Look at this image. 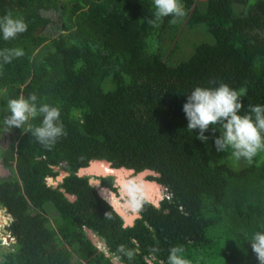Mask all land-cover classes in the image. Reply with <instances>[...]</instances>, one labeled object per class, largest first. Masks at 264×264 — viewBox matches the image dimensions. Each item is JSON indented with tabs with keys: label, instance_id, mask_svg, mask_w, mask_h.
I'll use <instances>...</instances> for the list:
<instances>
[{
	"label": "trees",
	"instance_id": "16d2710c",
	"mask_svg": "<svg viewBox=\"0 0 264 264\" xmlns=\"http://www.w3.org/2000/svg\"><path fill=\"white\" fill-rule=\"evenodd\" d=\"M218 2L221 13L194 18L181 0L186 16L176 24H150L154 0H0V17L11 11L29 25L8 41L0 33V50L24 51L0 68V133L11 141L0 149L11 172L0 177V207L14 237L0 264H168L174 246L190 264H259L250 241L264 232V151L251 163L217 152L219 128L202 142L183 111L196 87L221 82L246 86L241 114L264 105V0ZM40 25L57 30L38 34ZM33 93L61 110L67 134L51 149L27 126L3 124L7 101ZM92 159L151 169L165 193L158 204L143 197L141 216L125 225L77 174ZM96 179L118 193L112 175Z\"/></svg>",
	"mask_w": 264,
	"mask_h": 264
},
{
	"label": "clouds",
	"instance_id": "9594fccd",
	"mask_svg": "<svg viewBox=\"0 0 264 264\" xmlns=\"http://www.w3.org/2000/svg\"><path fill=\"white\" fill-rule=\"evenodd\" d=\"M154 6V19L148 21L150 24L169 16L173 17L170 23L176 24L180 18L186 16L181 0H154ZM28 27L22 16L11 11L0 17V33L5 41L15 39L26 32ZM23 56L24 51L20 48L0 50V68ZM246 94V86L236 90L223 82L212 88L198 86L188 95L183 111L188 120L187 129L191 132L199 129L197 139L207 142L210 137L205 133L211 128L215 136L218 127L220 135L214 139L216 151L225 152L231 148V154L236 159L243 158L251 163L258 153L264 151V105H248V111L241 114L244 109L242 97ZM6 108L8 115L3 120L6 129H24L27 126L28 132L48 149L67 134L61 121L60 108L38 103V96L35 93L27 97L21 95L9 99ZM37 117H42L41 124L33 128L29 121ZM140 191L139 188L128 189L130 201L137 211L145 202ZM109 216L110 212L105 213V218ZM250 243L259 264H264V232H256ZM183 252L184 249L180 246L170 248L168 264H190Z\"/></svg>",
	"mask_w": 264,
	"mask_h": 264
},
{
	"label": "rangeland",
	"instance_id": "374dc122",
	"mask_svg": "<svg viewBox=\"0 0 264 264\" xmlns=\"http://www.w3.org/2000/svg\"><path fill=\"white\" fill-rule=\"evenodd\" d=\"M185 2L191 8L190 16L194 17V18H206L210 14L221 13V11H222L220 9L218 0H185ZM47 15L50 16L51 13H49ZM56 18H57V16H55V20H56ZM55 23H59V22L56 21ZM56 30H57L56 25L54 27H52V25H47V26L40 25L36 29V32L38 34H41V33L45 34L48 32H53V31L55 32ZM194 37L195 36H193L192 34H189V36H187V39L191 41V40H193ZM190 49L191 48L189 46L187 48V50L189 51ZM3 137H4L5 141L7 142V145L9 146L11 143L10 136L7 134ZM5 137H7V138H5ZM228 157L229 156H227V158ZM9 175H11V172L9 170H7V172L4 174L3 177H7ZM60 175L61 174H59L57 177H60ZM150 175L151 174H147L145 176V178L148 180H151L149 178ZM97 176H100V175H90L91 181H96ZM105 176H108V175H105ZM136 177H137V173H135V172L129 173L128 175H126V177H124V179H123L124 181H122L123 186L115 184L114 186L117 188L118 193H115L106 187H101L99 184V186H97L98 190H99V194L102 197H104L105 199H107L112 205L119 207L123 213L127 214L128 216H133L135 214L136 208L133 206V204L130 201V197L128 195V189L130 187H132L134 184L138 183V181H133V182L129 181L130 179L136 178ZM49 179H51V178H48V180ZM51 180H52V182L54 181L53 179H51ZM128 184L130 185V187L127 189ZM104 190H106V191H104ZM164 193H165V187H163V189H161L159 191L160 198H162ZM0 215H1L0 216V239H1V242H2V237H4L5 240L9 241L10 237H9V235H6V234H8L6 231L7 230L6 226H8L10 223V220L8 219V217H10V216L7 213H5V211L3 209H1V207H0ZM91 239L93 240V242L98 247H100L104 244L103 240H101L99 237H97L94 234H93V238H91ZM1 242H0V253L4 252L9 246V245H3V244H1ZM75 260H79V258L75 257ZM83 260H85V259H83ZM119 264H121V263H119Z\"/></svg>",
	"mask_w": 264,
	"mask_h": 264
},
{
	"label": "water",
	"instance_id": "95a60500",
	"mask_svg": "<svg viewBox=\"0 0 264 264\" xmlns=\"http://www.w3.org/2000/svg\"><path fill=\"white\" fill-rule=\"evenodd\" d=\"M0 176L3 177L4 174L7 172V169L5 168V166L1 163L0 161ZM123 171H126L129 173H134L135 170L132 168H128L126 166H120V167H115L113 166V162L108 161L107 159H92L88 166L85 167H81L78 171L77 174L79 176H83V175H100V176H105V175H114L115 176V184L120 185V179L118 178V174L119 173H124ZM137 173V177L136 178H132L129 181L133 182V181H138V183L134 184L132 186V188H139L140 194L147 199L148 201L153 202L154 204H158V201L160 199V195H159V191L161 189H163V185L158 182L157 180H148L145 178V176L147 174H151L154 176H159V173L151 170V169H144L142 171L139 172H135ZM60 177H57L55 182H59L62 180L63 176L67 175L68 173L66 171H61L60 173ZM50 182H52L51 179H49ZM90 183L96 186H99L100 181L98 179H96V181H91L90 178ZM114 184V185H115ZM130 187V185L128 184L127 189ZM110 190V189H109ZM106 191V190H104ZM66 196L70 199V200H74L75 196L74 195H70L68 193H66ZM114 206V205H113ZM115 210L123 217V219L125 220V225H131L133 223V220L140 215L139 211L135 210V214L133 216H128L127 214L123 213L119 207L114 206ZM88 236L90 238H93V234L96 235L91 229L89 228H85ZM97 237H99L98 235H96ZM122 264V263H121Z\"/></svg>",
	"mask_w": 264,
	"mask_h": 264
},
{
	"label": "built area",
	"instance_id": "2783aa9c",
	"mask_svg": "<svg viewBox=\"0 0 264 264\" xmlns=\"http://www.w3.org/2000/svg\"><path fill=\"white\" fill-rule=\"evenodd\" d=\"M2 209V208H1ZM4 211H6L5 209H3ZM10 217H8V219L10 220V222L12 221V217H11V215L10 214H8ZM7 231V233L8 234H6V235H9V237H10V240L9 241H7V240H5V238L4 237H2V242H1V244H3V245H9L10 244V242L12 241H14V237L12 236V234H11V232L10 231H8V230H6ZM1 240V239H0ZM99 248H101V250H104V251H106V249L104 248V247H99ZM107 252V251H106ZM115 262H117V260L115 261Z\"/></svg>",
	"mask_w": 264,
	"mask_h": 264
},
{
	"label": "flooded vegetation",
	"instance_id": "af4514ba",
	"mask_svg": "<svg viewBox=\"0 0 264 264\" xmlns=\"http://www.w3.org/2000/svg\"><path fill=\"white\" fill-rule=\"evenodd\" d=\"M5 135H7L6 133H4V132H1L0 133V149H6L7 147H8V145H7V142L5 141V139H4V137L3 136H5ZM5 138H7V137H5ZM0 161H1V158H0ZM1 163H2V161H1ZM6 168V167H5ZM7 169V168H6ZM8 170V169H7ZM0 173H1V171H0ZM113 177H114V182H115V176L114 175H112ZM1 177V176H0ZM115 184V183H114Z\"/></svg>",
	"mask_w": 264,
	"mask_h": 264
},
{
	"label": "bare ground",
	"instance_id": "6f19581e",
	"mask_svg": "<svg viewBox=\"0 0 264 264\" xmlns=\"http://www.w3.org/2000/svg\"><path fill=\"white\" fill-rule=\"evenodd\" d=\"M124 173H119L118 174V178L120 179L119 181H120V184L123 186V182L122 181H124L123 179H124V177H126V175H128V172H126V171H123ZM1 216V215H0Z\"/></svg>",
	"mask_w": 264,
	"mask_h": 264
}]
</instances>
